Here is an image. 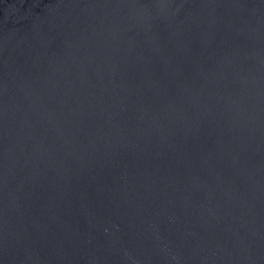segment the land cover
Returning a JSON list of instances; mask_svg holds the SVG:
<instances>
[{
  "label": "water",
  "instance_id": "1",
  "mask_svg": "<svg viewBox=\"0 0 264 264\" xmlns=\"http://www.w3.org/2000/svg\"><path fill=\"white\" fill-rule=\"evenodd\" d=\"M0 264H264V0H0Z\"/></svg>",
  "mask_w": 264,
  "mask_h": 264
}]
</instances>
